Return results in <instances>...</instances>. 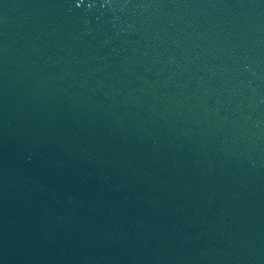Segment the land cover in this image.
Wrapping results in <instances>:
<instances>
[{"label": "water", "instance_id": "obj_1", "mask_svg": "<svg viewBox=\"0 0 264 264\" xmlns=\"http://www.w3.org/2000/svg\"><path fill=\"white\" fill-rule=\"evenodd\" d=\"M0 264H264V0H0Z\"/></svg>", "mask_w": 264, "mask_h": 264}]
</instances>
